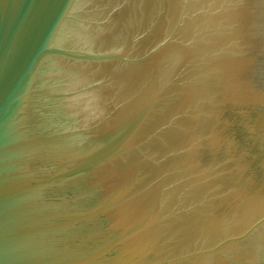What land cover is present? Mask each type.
Segmentation results:
<instances>
[{
    "label": "water",
    "instance_id": "95a60500",
    "mask_svg": "<svg viewBox=\"0 0 264 264\" xmlns=\"http://www.w3.org/2000/svg\"><path fill=\"white\" fill-rule=\"evenodd\" d=\"M0 264H264V0H0Z\"/></svg>",
    "mask_w": 264,
    "mask_h": 264
}]
</instances>
